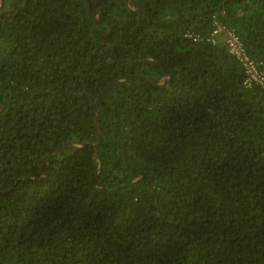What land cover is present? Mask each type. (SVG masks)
<instances>
[{"label":"trees","instance_id":"16d2710c","mask_svg":"<svg viewBox=\"0 0 264 264\" xmlns=\"http://www.w3.org/2000/svg\"><path fill=\"white\" fill-rule=\"evenodd\" d=\"M90 5L0 9V264H264V0Z\"/></svg>","mask_w":264,"mask_h":264},{"label":"built area","instance_id":"2783aa9c","mask_svg":"<svg viewBox=\"0 0 264 264\" xmlns=\"http://www.w3.org/2000/svg\"><path fill=\"white\" fill-rule=\"evenodd\" d=\"M224 35V44L228 52L241 63L245 70L244 85L251 87L253 84L259 85L264 89V73L258 68L257 64L247 54L246 49L238 35L227 29L225 26L215 22L214 30L208 41H214L213 36ZM186 37L194 40H202L199 35L186 34Z\"/></svg>","mask_w":264,"mask_h":264},{"label":"water","instance_id":"95a60500","mask_svg":"<svg viewBox=\"0 0 264 264\" xmlns=\"http://www.w3.org/2000/svg\"><path fill=\"white\" fill-rule=\"evenodd\" d=\"M5 5V0H0V9H2ZM87 12H88V15H89V18L91 20V22L93 23V26H94V30L95 31H98V28H97V22H98V19L92 14V11H91V5H90V0H87ZM105 33H103V37L105 38ZM101 59L103 61H106V60H115L114 57L112 56H105V55H101ZM127 63H133L131 61H127ZM134 63H138V62H134ZM139 63H148V61H143V62H139ZM164 75H165V82L164 84L162 85V87H164L165 85H167V78L170 77V74L164 69ZM130 79H138V80H143V77L141 76H128L124 79H117L113 82H111L110 84H108L103 90L102 92L99 94V96L97 97V100H96V104H95V123H96V129H97V135H98V142L94 145L95 148H97L101 142V132H100V127H99V104H100V101L102 99V97L104 96V94L111 88L113 87L117 82H120L122 80H130ZM88 144L87 143H80V142H74V141H71V142H68L66 143L65 145L55 149L54 151H52L51 153L48 154V156L45 157V160L48 158V157H51V156H54V155H57L58 153L62 152V151H65L67 149H73V148H83V147H87Z\"/></svg>","mask_w":264,"mask_h":264}]
</instances>
